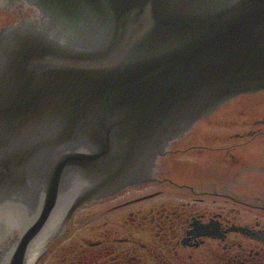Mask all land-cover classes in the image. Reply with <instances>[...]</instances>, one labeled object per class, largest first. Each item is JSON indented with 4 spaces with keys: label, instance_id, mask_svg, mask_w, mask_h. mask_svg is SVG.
Returning <instances> with one entry per match:
<instances>
[{
    "label": "water",
    "instance_id": "1",
    "mask_svg": "<svg viewBox=\"0 0 264 264\" xmlns=\"http://www.w3.org/2000/svg\"><path fill=\"white\" fill-rule=\"evenodd\" d=\"M23 1L38 15L0 29V244L31 225L0 264H34L63 203L66 224L155 180L171 141L264 90V0Z\"/></svg>",
    "mask_w": 264,
    "mask_h": 264
},
{
    "label": "flooded vegetation",
    "instance_id": "2",
    "mask_svg": "<svg viewBox=\"0 0 264 264\" xmlns=\"http://www.w3.org/2000/svg\"><path fill=\"white\" fill-rule=\"evenodd\" d=\"M37 15L23 0H0V29ZM252 94L233 98L172 141L155 180L84 205L66 224L61 221L34 264L45 257L54 258L51 264H264V190L237 179L249 167L239 152L264 137V117L234 130L227 141L189 137L228 103ZM204 156L220 158L225 168L199 171L197 160ZM82 211L90 221L116 228L72 239V223ZM17 242L16 234L0 244V260Z\"/></svg>",
    "mask_w": 264,
    "mask_h": 264
},
{
    "label": "rangeland",
    "instance_id": "3",
    "mask_svg": "<svg viewBox=\"0 0 264 264\" xmlns=\"http://www.w3.org/2000/svg\"><path fill=\"white\" fill-rule=\"evenodd\" d=\"M262 117H264V91L258 94L244 95L228 103L219 115L212 118L213 121H210L209 125L194 131L189 137L192 138L191 141H227L228 136L234 130L253 127L252 122ZM239 154L249 163V167H246L242 174L237 177L238 183L240 182L239 185L258 187L264 190V137H255ZM219 159L204 156L197 160L200 161L197 167H199V171L213 172L214 169L220 171L225 168V164L220 163ZM89 214L87 211H82L74 219L71 232L72 239L84 236L96 238L99 232L116 228L113 223L107 225L100 223V219H91L90 221ZM53 260L54 258L51 260L49 257H45L39 260L37 264H51Z\"/></svg>",
    "mask_w": 264,
    "mask_h": 264
},
{
    "label": "bare ground",
    "instance_id": "4",
    "mask_svg": "<svg viewBox=\"0 0 264 264\" xmlns=\"http://www.w3.org/2000/svg\"><path fill=\"white\" fill-rule=\"evenodd\" d=\"M168 151H169V148H168L167 152H168ZM167 152H166V153H167Z\"/></svg>",
    "mask_w": 264,
    "mask_h": 264
}]
</instances>
